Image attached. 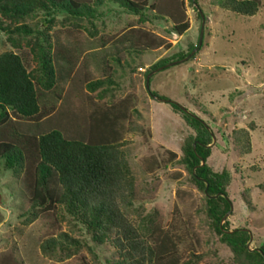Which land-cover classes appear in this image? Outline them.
I'll use <instances>...</instances> for the list:
<instances>
[{"label":"rangeland","instance_id":"rangeland-1","mask_svg":"<svg viewBox=\"0 0 264 264\" xmlns=\"http://www.w3.org/2000/svg\"><path fill=\"white\" fill-rule=\"evenodd\" d=\"M109 2L94 5L92 14L0 12V53L18 54L36 73L46 53L54 68L51 87L35 82L37 120L11 115L5 128L17 136L52 127L69 137L89 136L97 125L89 118L93 110L121 105L127 115L120 121L118 149L134 190L126 206L130 223L149 243L154 235H168L173 251L165 260L173 258V264H238L206 213L205 193L180 162L182 146L195 131L180 110L156 97L177 102L212 132L206 162L230 173L231 209L221 222L247 229L249 248L259 247L264 243V0L253 14L224 8L220 0H135L138 13ZM199 10L203 32L194 50ZM179 24L186 26L182 32ZM160 60L167 62L152 68ZM25 178L0 156V262L115 264L119 257L111 241H94L63 204L46 210L33 205ZM48 237L55 238L51 254L40 247ZM66 242L72 245L62 248Z\"/></svg>","mask_w":264,"mask_h":264},{"label":"trees","instance_id":"trees-1","mask_svg":"<svg viewBox=\"0 0 264 264\" xmlns=\"http://www.w3.org/2000/svg\"><path fill=\"white\" fill-rule=\"evenodd\" d=\"M102 1L0 0V12L24 15L38 9L45 13L58 9L73 15L92 14L93 6ZM108 1L138 13L139 7L135 0ZM220 5L236 12L253 14L259 0H220ZM185 28V24L176 25L178 32ZM20 29L25 33L30 32L26 26ZM166 62L160 60L152 68ZM39 71H28L21 57L12 51L0 53V156L5 158L6 167L21 168L26 173L25 181L33 205L46 210L54 204H63L68 214L91 233L94 241L109 239L119 257L115 264H173V258L165 260L166 255L173 251L172 246H167L170 237L165 235L159 238L157 234L149 243L138 228L130 223L126 213L134 190L129 168L118 149L122 127L120 121L127 115L121 105L93 110L89 118L98 128L94 126L89 136L69 137L58 127L43 131L39 128L38 133L28 132L17 136L16 133L11 135L5 128V120L11 115L37 120L39 104L35 82L45 88L51 87L54 82L52 60L46 53L40 57ZM151 94L156 95L155 92ZM170 104L182 112L185 121L195 131L182 146L180 162L186 166L191 178L203 192L207 187L204 192L206 213L220 241L229 246L238 264H264V243L259 247L248 248V230L230 229L227 221L221 222L230 208L226 196L230 173L227 169L214 171L206 162L210 154L212 132L199 116L186 111L177 102ZM246 143L248 150L249 141ZM202 160L204 162L200 164ZM54 241V237H48L41 242L43 253L51 254ZM73 244L78 245L77 240ZM70 245L71 242H66L61 247L68 248Z\"/></svg>","mask_w":264,"mask_h":264},{"label":"water","instance_id":"water-1","mask_svg":"<svg viewBox=\"0 0 264 264\" xmlns=\"http://www.w3.org/2000/svg\"><path fill=\"white\" fill-rule=\"evenodd\" d=\"M200 11V10H199ZM200 16H201V19H202V24H201V28H200V34H199V39H198V44H197V46H195V48H194V50L198 47V45L201 43V39H202V32H203V22H204V16H203V14L201 13V11H200ZM194 50H192L189 54H188V56H190V54L194 51ZM187 57V56H186ZM185 59V58H184ZM181 61V60H180ZM145 86H146V88L147 89H149V74L147 75V77H146V81H145ZM156 97V96H155ZM157 99H159V100H161V101H167V102H169V103H171V102H175V101H172V100H170V99H163V98H160V97H156ZM193 146H194V144H193ZM203 160L201 161V163L200 164H203ZM207 191V187H205L204 188V192H206ZM214 196H216V195H214ZM231 209V203H230V208H229V210ZM228 210V211H229ZM228 211L224 214V216L228 213ZM223 216V217H224ZM247 230V229H246ZM252 239V236H251V233H250V237H249V239H248V242H247V247L249 248V242H250V240ZM263 257H264V255H263Z\"/></svg>","mask_w":264,"mask_h":264},{"label":"crops","instance_id":"crops-1","mask_svg":"<svg viewBox=\"0 0 264 264\" xmlns=\"http://www.w3.org/2000/svg\"><path fill=\"white\" fill-rule=\"evenodd\" d=\"M110 3L108 0H104L101 2L102 5Z\"/></svg>","mask_w":264,"mask_h":264}]
</instances>
